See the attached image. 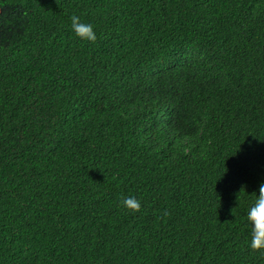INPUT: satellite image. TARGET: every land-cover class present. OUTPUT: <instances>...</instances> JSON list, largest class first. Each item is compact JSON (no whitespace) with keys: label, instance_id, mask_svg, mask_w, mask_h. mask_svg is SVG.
Masks as SVG:
<instances>
[{"label":"trees","instance_id":"16d2710c","mask_svg":"<svg viewBox=\"0 0 264 264\" xmlns=\"http://www.w3.org/2000/svg\"><path fill=\"white\" fill-rule=\"evenodd\" d=\"M262 183L264 0H0V264H264Z\"/></svg>","mask_w":264,"mask_h":264},{"label":"clouds","instance_id":"9594fccd","mask_svg":"<svg viewBox=\"0 0 264 264\" xmlns=\"http://www.w3.org/2000/svg\"><path fill=\"white\" fill-rule=\"evenodd\" d=\"M71 28L76 37L91 43H95L97 36L94 27L90 23H85L77 15H72ZM227 171V169H226ZM225 171V172H226ZM246 186H242L238 196L245 191ZM251 195L256 197L254 204L249 208L247 213L248 222L252 225L250 248L253 251H264V183L259 187V196L253 192ZM124 208L131 212H139L141 210V202L134 196H127L121 200ZM164 216H169L170 213L165 210Z\"/></svg>","mask_w":264,"mask_h":264}]
</instances>
